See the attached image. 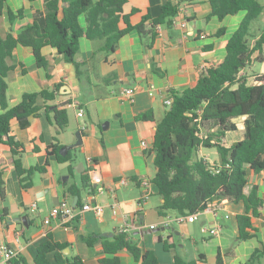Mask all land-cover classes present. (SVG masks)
<instances>
[{
	"label": "crops",
	"instance_id": "obj_1",
	"mask_svg": "<svg viewBox=\"0 0 264 264\" xmlns=\"http://www.w3.org/2000/svg\"><path fill=\"white\" fill-rule=\"evenodd\" d=\"M169 1L179 3L174 18L178 22L185 20L184 28L178 24L170 28L159 25V29L154 28L152 39L151 33L141 34L131 29L109 53L103 50L100 41L82 36L75 60L84 64L78 70L49 45L41 48L45 66H38L31 48L20 44L8 58L11 66L6 78L9 107L17 104L24 93L54 91L57 87L54 98L47 100L46 105L65 108L68 115V123L60 132L53 112L44 109L37 116H30L25 127L12 124L11 134L25 149L20 156L21 165L28 168L47 162L45 171L32 175V186L27 190L19 185L9 146L0 142L3 179L0 212L3 208L7 210V216L0 220V244L12 248L27 264H34L37 247L48 235L54 242L65 245L61 250L49 252L48 259L53 261L56 254L61 259L77 256L83 264H100L101 258L109 256L102 250V240L111 241L122 232L138 245L141 253L152 250L161 264H170L174 255L188 261L201 256L198 264H245L255 250L264 249V170L250 171L244 187L247 194L255 185L262 199L259 215L252 218L255 231L249 238L238 240L236 216L244 210L241 201L223 202L220 209H214L212 201L194 222L160 224L162 216L176 212H159L163 199L151 182L156 172L154 153L143 148L141 141L152 144L156 123L169 108L164 104L169 91L193 86L206 60L217 62L224 58L227 40L245 14L239 11L220 19L212 14L209 0H127L123 13L135 25L146 15L158 17L162 5ZM260 2L264 6V0ZM17 12L21 14L17 16ZM44 18L45 0H2L0 38L7 33L17 35L33 21L43 26ZM78 20L85 28V16L79 15ZM256 24L264 25V12ZM119 27L124 28L125 23L121 21ZM219 29H223L221 34H217ZM250 70L255 71L252 75L255 78L264 71V61L258 68L252 62L243 69V74L249 75ZM249 78L247 82L253 84L254 80L250 83ZM126 87L134 89L132 101L119 95ZM38 103L42 104V100ZM79 109L83 110L81 116L77 115ZM150 111L153 119L137 118ZM237 118L244 116L232 119L238 129L226 132L227 146L241 139L243 125L239 126ZM78 131L82 141L74 145ZM50 144L66 148L64 152L68 151L70 158L59 161L55 154H48L46 147ZM199 155L212 162L219 161V158L210 159L204 148L199 150ZM82 174L88 176L85 188L81 185ZM121 178L127 180L125 185H119ZM142 178L151 182L147 189L140 184ZM65 183L76 185L80 191L75 195L67 193ZM144 194L146 200L140 207ZM32 203L36 204L35 212L30 211ZM86 203L100 205L101 214L92 209L80 212ZM60 204L73 208V212L59 214L44 224L49 211ZM112 204L117 205L115 214ZM20 216L29 217L27 225L21 220H12ZM152 224L156 226L151 228ZM203 227H219V231L209 236L202 231ZM92 235L102 238L88 245L84 238ZM168 239L173 242L169 250L163 244ZM117 255L121 264H139L126 249L119 250ZM0 264H5L1 255ZM255 264H264V256Z\"/></svg>",
	"mask_w": 264,
	"mask_h": 264
},
{
	"label": "trees",
	"instance_id": "obj_2",
	"mask_svg": "<svg viewBox=\"0 0 264 264\" xmlns=\"http://www.w3.org/2000/svg\"><path fill=\"white\" fill-rule=\"evenodd\" d=\"M127 0H45V18L41 26L33 21L17 35L7 33L0 38V142L6 143L14 158V166L19 185L27 190L32 186V175L43 172L47 162L25 168L20 156L24 146L11 134L15 122L21 128L29 123L30 116H37L41 109L53 112L57 131H63L68 123L65 108L48 107L47 100L54 98L57 91L42 90L37 93H24L19 102L11 107L7 103V74L11 69L8 58L12 56L17 44L30 47L38 66H45L46 61L41 48L49 45L55 48L65 61L72 63L76 70L84 62L75 60L78 40L85 36L102 43L107 53L113 51L117 41L126 32L136 29L141 34L151 33L154 28L163 25L172 26L173 18L179 10V3L169 1L162 5L158 17L146 15L142 22L129 23V16L123 13ZM60 3H66L60 6ZM212 14L222 19L245 11L237 28L226 43V54L221 61H205L198 79L191 87L181 91H169L172 102L164 116L156 123L151 152L154 153L156 172L151 182L157 187L163 202L159 212L172 210L180 214H189L204 210L214 200L219 202H239L244 206L242 213L236 216L238 240L247 239L255 231L252 218L257 217L262 208V199L257 195V187L244 193L250 171L264 170V71L255 75L254 83L247 82V76L240 73L252 62L264 61V25L256 24L264 6L260 0H209ZM2 0H0L1 9ZM21 12H17L19 16ZM85 16V28L80 26L78 17ZM13 14L10 13V18ZM147 20H150L149 23ZM124 28L119 27L120 22ZM219 29L217 34H221ZM42 100V104L38 100ZM50 108V109H49ZM244 116L242 137L229 146L221 143L226 132L237 131L233 118ZM138 119H153L152 112L137 115ZM214 147L219 154V161L210 162L199 155L201 148ZM61 146L50 144L48 154H55L59 161L70 158L67 151L59 153ZM247 166V168H246ZM66 191L71 195L80 189L74 184H67ZM81 185L88 186V176L81 175ZM0 194L3 195V179L0 171ZM7 216L6 208L0 212V220ZM102 237L92 235L84 238L88 245H93ZM102 250L109 254L100 259V264H121L117 255L126 249L139 264H161L152 250L141 253L136 243L129 241L125 233L114 235L111 241L102 240ZM165 249H171L173 242L165 240ZM59 244L48 238L37 247L34 264H83L79 257L61 259L58 254L53 261L47 254L61 250ZM264 256L263 250H255L245 264L258 263ZM198 259L185 260L173 256L170 264H198ZM7 264H27L16 255Z\"/></svg>",
	"mask_w": 264,
	"mask_h": 264
},
{
	"label": "built area",
	"instance_id": "obj_3",
	"mask_svg": "<svg viewBox=\"0 0 264 264\" xmlns=\"http://www.w3.org/2000/svg\"><path fill=\"white\" fill-rule=\"evenodd\" d=\"M176 19L177 18H173L172 24H178L182 28H184L186 26L185 20H181V21L178 22ZM156 28L159 29L160 26L157 25ZM240 73H243V70H241ZM133 94H134V89L132 87H126V88L122 89L119 92V95L121 97H124V98H126V99H128L130 101L133 100ZM150 94H151V92H150ZM171 102H172V96L171 95H169L168 97H166L164 99V104H166L168 106H170ZM72 105L76 106L77 104L72 102ZM82 114H83V110L79 109L78 112H77V115L81 116ZM221 143L223 145L227 146V144H225L224 138H222ZM141 146L143 148H146V149L148 148L149 150H151V148H152V144L151 145L148 144L145 140L141 141ZM88 160H91V158H88ZM210 162H212V161H210ZM126 182H127V180L125 178H121L118 181L119 185H125ZM140 184L145 189H147L149 187V185L151 184V182L147 178H142V179H140ZM145 200H146V194L142 195V197L140 198V201H139V206L140 207L142 206V204H143V202ZM213 202H214V205H215L214 209L215 208L216 209H220L223 206V204H224L222 202H219L218 200H214ZM116 206H117L116 204H112L111 205L113 214L116 213ZM90 209L94 210L97 214H101V212H102V207L100 205H98V204H93L92 205L90 203L84 204L81 207L80 212L85 211V210H90ZM35 210H36V204L32 203L31 206H30V211L31 212H35ZM71 212H73V208L71 209L70 207H68L65 204H60L58 206H54L49 211V214L43 219V223L44 224H48L52 217H56L59 214H63V213L70 214ZM199 212L200 211H196V212L189 213V214L176 213L174 215L166 214V215L162 216L160 224H162L163 226H166V225L171 224L172 222H175V223L194 222L197 219ZM225 217H228V214H225ZM155 226H156V224L150 225L151 228H154ZM202 231L204 233H207L209 236L210 235H216V233H218V231H219V227H214V228H205V227H203ZM0 255L2 256L5 264H7V262L16 255V251H14L12 248H9L6 244L1 243L0 244Z\"/></svg>",
	"mask_w": 264,
	"mask_h": 264
},
{
	"label": "rangeland",
	"instance_id": "obj_4",
	"mask_svg": "<svg viewBox=\"0 0 264 264\" xmlns=\"http://www.w3.org/2000/svg\"><path fill=\"white\" fill-rule=\"evenodd\" d=\"M255 65L257 66V68L258 67H260L261 66V63L260 62H257V63H255ZM255 73V71L254 72H251V70H250V73H249V75H247L248 77H250L249 78V81H250V83L251 82H253V80H254V78H252V75ZM237 121V123L239 124V126H242L243 124V119H236ZM239 136H240V134H239ZM241 137H242V134H241ZM225 140V144H228L229 143V141H227L226 139H224ZM204 152L208 155V157L210 158V159H218L219 158V154H218V152H217V150L214 148V147H211V148H204ZM208 158V159H209ZM173 223H175V222H172L171 224H173Z\"/></svg>",
	"mask_w": 264,
	"mask_h": 264
},
{
	"label": "water",
	"instance_id": "obj_5",
	"mask_svg": "<svg viewBox=\"0 0 264 264\" xmlns=\"http://www.w3.org/2000/svg\"><path fill=\"white\" fill-rule=\"evenodd\" d=\"M76 137H77V141L75 142L74 145H79V144H81V141H82V140H81V134H80L79 131L76 133ZM64 150H66V148H62V149H60V150H59V153H60L61 155H64V154H65ZM79 165H81V167H83V166H82V163L79 164ZM75 169L79 172V170H78L77 167H75ZM27 219H29L28 216H20V217L12 218L13 221H15V220H21L25 225H27V223H26V220H27Z\"/></svg>",
	"mask_w": 264,
	"mask_h": 264
}]
</instances>
